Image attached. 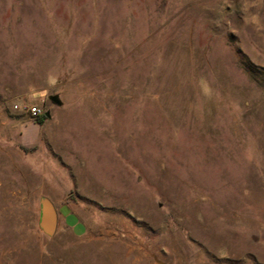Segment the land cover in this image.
Wrapping results in <instances>:
<instances>
[{
  "label": "rangeland",
  "instance_id": "1",
  "mask_svg": "<svg viewBox=\"0 0 264 264\" xmlns=\"http://www.w3.org/2000/svg\"><path fill=\"white\" fill-rule=\"evenodd\" d=\"M0 264H264V0H0Z\"/></svg>",
  "mask_w": 264,
  "mask_h": 264
},
{
  "label": "water",
  "instance_id": "2",
  "mask_svg": "<svg viewBox=\"0 0 264 264\" xmlns=\"http://www.w3.org/2000/svg\"><path fill=\"white\" fill-rule=\"evenodd\" d=\"M49 99L56 105L60 106L61 101L58 96H50ZM58 224V216L53 203L48 199L41 201V217L40 227L42 231L48 235L53 236L56 232Z\"/></svg>",
  "mask_w": 264,
  "mask_h": 264
},
{
  "label": "built area",
  "instance_id": "3",
  "mask_svg": "<svg viewBox=\"0 0 264 264\" xmlns=\"http://www.w3.org/2000/svg\"><path fill=\"white\" fill-rule=\"evenodd\" d=\"M12 108L14 111L23 113V115L18 117L17 119H10V123L15 125L22 123L25 117L36 118L41 114V109L35 104H26L23 107H20L18 104H14Z\"/></svg>",
  "mask_w": 264,
  "mask_h": 264
},
{
  "label": "trees",
  "instance_id": "4",
  "mask_svg": "<svg viewBox=\"0 0 264 264\" xmlns=\"http://www.w3.org/2000/svg\"><path fill=\"white\" fill-rule=\"evenodd\" d=\"M45 119V115H40L36 118V122L38 124H42L43 120Z\"/></svg>",
  "mask_w": 264,
  "mask_h": 264
}]
</instances>
